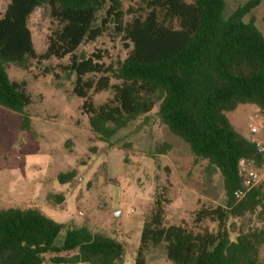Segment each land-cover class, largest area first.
Returning <instances> with one entry per match:
<instances>
[{
    "label": "trees",
    "instance_id": "16d2710c",
    "mask_svg": "<svg viewBox=\"0 0 264 264\" xmlns=\"http://www.w3.org/2000/svg\"><path fill=\"white\" fill-rule=\"evenodd\" d=\"M124 2L10 0L0 15V107L22 114L30 130L32 98L26 82L11 79L9 66L28 69L33 61L52 59H68L59 69L65 81L75 78L72 93L83 100L81 112L104 143L158 107L161 123L189 146L194 164L205 163L206 183L222 176L226 205L202 206L193 227L167 226V200L157 198L145 217L135 264H147L148 252L161 245L173 264H262L264 226L253 218L264 223L263 187L255 185L241 200L235 193L245 180L242 160L262 168L264 150L227 114L240 105L264 113V33L254 20H244L264 0H250L229 18L225 0H141L128 9ZM38 8L53 25L41 54L29 26ZM105 35L121 39L128 50L124 60L107 64L100 50L79 53ZM106 91L111 97L97 105L95 96ZM171 149L164 143L156 153ZM77 174L73 169L57 179L67 184ZM245 217L247 227L231 221ZM125 257V245L115 237L59 223L37 208H0V264H123Z\"/></svg>",
    "mask_w": 264,
    "mask_h": 264
},
{
    "label": "rangeland",
    "instance_id": "374dc122",
    "mask_svg": "<svg viewBox=\"0 0 264 264\" xmlns=\"http://www.w3.org/2000/svg\"><path fill=\"white\" fill-rule=\"evenodd\" d=\"M10 0H0V15ZM141 0H125L124 8ZM189 2L192 0H188ZM250 0H225L229 18ZM254 20L264 33V3L244 18ZM36 52L44 53L47 37L53 28L45 8H38L30 18ZM102 51L107 64L124 60L128 55L120 38L105 35L86 44L80 54L90 56ZM68 59H52L42 64L33 61L28 69L9 66L12 80L26 82L32 98L27 109L31 129L23 127L24 116L0 107V208H37L55 221L86 226L120 240L126 248L123 264H135L145 221L157 198L165 197V223L194 226L195 213L202 206L226 205L223 178L206 183L205 163L194 164L189 146L172 135L157 115L158 107L147 117H140L122 129L111 143L100 141L92 132L89 119L81 112L83 100L72 91L73 81H65L60 65ZM49 68V69H48ZM50 73H44L45 70ZM61 74L56 80L54 74ZM115 82V81H113ZM111 91L95 96L101 104ZM235 129L264 146V113L254 105H240L227 114ZM255 127L258 132L251 133ZM172 146L166 155L157 147ZM77 170V177L61 184L58 175ZM258 185L264 191V167L256 168ZM57 196H63L60 203ZM253 222L261 227L264 223ZM247 227L249 217L232 219ZM211 229L215 226L206 223ZM264 264V248L261 251ZM147 264H173L163 245L152 248Z\"/></svg>",
    "mask_w": 264,
    "mask_h": 264
},
{
    "label": "built area",
    "instance_id": "2783aa9c",
    "mask_svg": "<svg viewBox=\"0 0 264 264\" xmlns=\"http://www.w3.org/2000/svg\"><path fill=\"white\" fill-rule=\"evenodd\" d=\"M258 130L253 127L251 129V133L255 134L257 133ZM252 141H255L257 143V146L262 148V150H264L262 144L254 139H251ZM241 170L244 173V183H243V188L239 189L238 191H236L235 196L238 200H241L247 191H249L252 187H254L255 185L258 184L259 181V174L256 170V167L254 166V164L252 162L246 161V160H242L241 162Z\"/></svg>",
    "mask_w": 264,
    "mask_h": 264
},
{
    "label": "crops",
    "instance_id": "0c3cea01",
    "mask_svg": "<svg viewBox=\"0 0 264 264\" xmlns=\"http://www.w3.org/2000/svg\"><path fill=\"white\" fill-rule=\"evenodd\" d=\"M245 137H247V136H245ZM247 138H249V137H247ZM249 139H251V138H249ZM257 141V140H256Z\"/></svg>",
    "mask_w": 264,
    "mask_h": 264
}]
</instances>
